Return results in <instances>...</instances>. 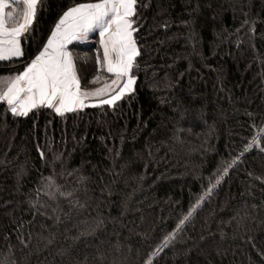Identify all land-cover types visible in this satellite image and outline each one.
<instances>
[{
	"label": "trees",
	"instance_id": "1",
	"mask_svg": "<svg viewBox=\"0 0 264 264\" xmlns=\"http://www.w3.org/2000/svg\"><path fill=\"white\" fill-rule=\"evenodd\" d=\"M86 1L43 0L0 75ZM132 19L136 83L115 106L0 103V264H264V0H138ZM68 50L82 89L111 78L97 41Z\"/></svg>",
	"mask_w": 264,
	"mask_h": 264
},
{
	"label": "snow or ice",
	"instance_id": "2",
	"mask_svg": "<svg viewBox=\"0 0 264 264\" xmlns=\"http://www.w3.org/2000/svg\"><path fill=\"white\" fill-rule=\"evenodd\" d=\"M18 0H0V61L19 58L24 55L22 42L32 30L38 6L43 0H23V23L8 27V21H14L15 13L11 3ZM138 0H101L100 3L82 4L66 11L55 26L46 46L39 54L27 63L18 73L7 78L0 77L6 88L0 89V102L6 103L13 116H27L30 111L39 107L53 109L59 116L67 112L96 107L86 101L90 97L108 98L99 100V105L115 106L126 93L133 90L136 80L133 75L135 59L140 55L134 38ZM6 9L8 11L6 12ZM99 29L103 57L97 63L106 67L114 79L94 90L81 89L73 56L67 51V45L75 40L87 39L88 33ZM98 75L90 83L96 84ZM258 146V145H257ZM253 147L249 143L245 151ZM264 151V148H261ZM44 153L41 152L43 158ZM229 164L228 167H232ZM228 174V168L218 177L201 200L211 195L213 188L221 183ZM199 207V202L180 221L183 225ZM94 229L88 228L81 235H91ZM175 234L165 238L162 247H167ZM49 243H52L50 240ZM159 251V250H158ZM155 254V253H154ZM83 264H88L87 259ZM151 264V261H148Z\"/></svg>",
	"mask_w": 264,
	"mask_h": 264
},
{
	"label": "crops",
	"instance_id": "3",
	"mask_svg": "<svg viewBox=\"0 0 264 264\" xmlns=\"http://www.w3.org/2000/svg\"><path fill=\"white\" fill-rule=\"evenodd\" d=\"M101 2V0H99V1H86V2H81V3H77V4H74V5H72V6H70L69 8H67L61 15H60V17L58 18V20L56 21V23H55V25L53 26V28H52V31H51V33L49 34V36H48V38H47V40L45 41V43H44V45L42 46V48L40 49V51L41 50H43V48L46 46V44H47V41H48V39H50L51 38V34H52V32L55 30V26H56V24L59 22V20L61 19V17L63 16V14L66 12V11H68L70 8H72V7H76V6H79V5H82V4H95V3H100ZM11 10L13 11V7L11 6ZM23 10H24V8L22 9V11L20 12L21 13V16H20V21H18L16 24H19V23H23ZM8 11V9H6V12ZM19 13V14H20ZM14 20H16V17H14ZM15 24H14V21H8V27H12V26H14ZM75 41H79V42H84V43H86V44H94L96 41L98 42V44L100 45V48H101V50H102V54H103V48L101 47V44H100V36H99V29H97V30H94V31H92V32H90V33H88V37H87V39H80V40H75ZM73 42V41H72ZM71 42V43H72ZM70 44V43H69ZM68 44V45H69ZM68 45H67V51L68 52H70L69 50H68ZM39 51V52H40ZM39 52L32 58V60L39 54ZM71 53V52H70ZM72 54V53H71ZM73 56V55H72ZM12 59H14V58H12ZM1 62V61H0ZM23 71V70H22ZM111 79H114V77L111 75V78L107 81V82H105V83H110L111 82ZM105 83H103L102 85H100V86H98V87H102ZM135 85V84H134ZM134 85H133V88H134ZM98 87H96V88H98ZM5 88H6V86H5ZM96 88H94V89H96ZM82 89V88H81ZM94 89H90V90H94ZM83 90V89H82ZM127 94V93H126ZM105 98H108L107 96H102V97H90L87 101H86V103H89V104H97L98 106H99V100H101V99H105Z\"/></svg>",
	"mask_w": 264,
	"mask_h": 264
},
{
	"label": "rangeland",
	"instance_id": "4",
	"mask_svg": "<svg viewBox=\"0 0 264 264\" xmlns=\"http://www.w3.org/2000/svg\"><path fill=\"white\" fill-rule=\"evenodd\" d=\"M11 6L13 7V12L15 13V17H16V20H14V24H16L18 21H20V16H21V11L22 9L25 7L23 5V0H18L17 3H11ZM20 13V14H19ZM11 74H3V75H0V77H4V78H7L9 77ZM6 86V83L5 82H0V89H4ZM2 103V102H0Z\"/></svg>",
	"mask_w": 264,
	"mask_h": 264
}]
</instances>
